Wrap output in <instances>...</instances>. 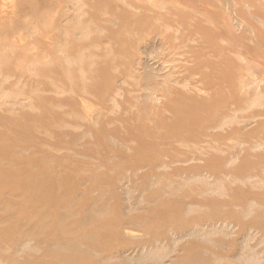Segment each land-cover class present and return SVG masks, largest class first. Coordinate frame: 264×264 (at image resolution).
Listing matches in <instances>:
<instances>
[{
  "label": "rangeland",
  "instance_id": "obj_1",
  "mask_svg": "<svg viewBox=\"0 0 264 264\" xmlns=\"http://www.w3.org/2000/svg\"><path fill=\"white\" fill-rule=\"evenodd\" d=\"M73 242L264 264V0H0V264Z\"/></svg>",
  "mask_w": 264,
  "mask_h": 264
},
{
  "label": "bare ground",
  "instance_id": "obj_2",
  "mask_svg": "<svg viewBox=\"0 0 264 264\" xmlns=\"http://www.w3.org/2000/svg\"><path fill=\"white\" fill-rule=\"evenodd\" d=\"M29 27H30V29H29ZM29 27H28V29L31 32V30H33V27L32 28H31V26H29ZM32 32H34V31H32ZM188 209H189V206H187L186 210H188ZM136 218L138 220L139 217H136ZM122 223L123 222L113 226L115 232H117L119 234L125 233L124 232L125 227H123L124 224H122ZM179 228H180L178 231L179 236L175 237L173 234L172 235H173L174 240L180 242L179 246H181V247L178 248L177 251L178 252L184 251V253H186L190 249V225L185 224ZM118 236H124V235H118ZM125 236H127V235H125ZM171 240H172V238H171ZM27 246H28L27 243L22 244L21 248L28 249ZM58 248H60V252L64 251V253L68 252V253L72 254V253H74L73 251L79 252V256H77V259L75 261H74V259H72L70 262H68L66 264H103V262H105V261L112 262L113 258H121L122 255L125 253V252H121V253L119 252L117 255L114 256V253L106 254L104 251H101V250H97V251L93 250L92 251L89 247L84 249L78 243H74V242L69 246H66V245L62 246L61 245ZM141 254H142V256H147L148 254L152 255L153 257H152L151 261L154 262L155 264H164L167 261L172 260L174 257L171 255V253H166V254H162V255L161 254H154L153 250L149 249L146 245L141 246Z\"/></svg>",
  "mask_w": 264,
  "mask_h": 264
}]
</instances>
